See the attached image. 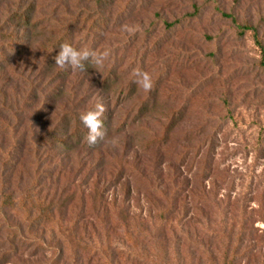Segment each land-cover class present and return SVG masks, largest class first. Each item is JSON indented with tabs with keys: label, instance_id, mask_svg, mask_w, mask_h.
I'll return each mask as SVG.
<instances>
[{
	"label": "rangeland",
	"instance_id": "1",
	"mask_svg": "<svg viewBox=\"0 0 264 264\" xmlns=\"http://www.w3.org/2000/svg\"><path fill=\"white\" fill-rule=\"evenodd\" d=\"M30 1L44 35L0 36V264H264V0ZM58 37L109 57L60 69Z\"/></svg>",
	"mask_w": 264,
	"mask_h": 264
},
{
	"label": "clouds",
	"instance_id": "2",
	"mask_svg": "<svg viewBox=\"0 0 264 264\" xmlns=\"http://www.w3.org/2000/svg\"><path fill=\"white\" fill-rule=\"evenodd\" d=\"M124 29L129 33L136 30L127 25L124 26ZM108 57V51L98 53L95 50L88 48L77 50L70 44L64 43L60 45L59 52L53 57V59L55 65L60 69L71 68L73 70L84 71L86 70V62L93 67H101ZM132 75L134 77V83L140 86L145 92H150L154 88L152 76L148 72L136 69L133 71ZM106 111L107 109L102 103H97L94 110H89L80 115V120L83 126L88 130L85 139L89 147H94L105 137V132L102 130V117Z\"/></svg>",
	"mask_w": 264,
	"mask_h": 264
},
{
	"label": "trees",
	"instance_id": "3",
	"mask_svg": "<svg viewBox=\"0 0 264 264\" xmlns=\"http://www.w3.org/2000/svg\"><path fill=\"white\" fill-rule=\"evenodd\" d=\"M13 10H9L6 18L0 24V36L3 39H11L13 35L17 34L23 39L18 47L16 53L22 54L25 48L30 46L33 40H37L39 36H43L46 32V26L42 25V19L37 17L38 7L37 2L30 1L24 5L23 0H13ZM10 29V31H8ZM3 30V32H2ZM64 37L50 38L44 45V49L48 52L46 55V63H51L54 59L51 57V52L54 48L60 47L63 44ZM93 66L86 62L85 69H91ZM111 74L105 75L102 86L111 85ZM56 137V136H55ZM66 140V139H65ZM63 144L65 141H62ZM67 142V141H66ZM45 201L39 200L40 218L49 213L51 206L45 208Z\"/></svg>",
	"mask_w": 264,
	"mask_h": 264
}]
</instances>
